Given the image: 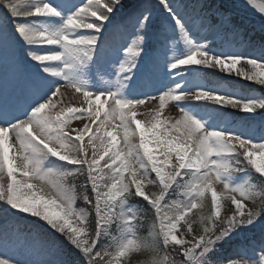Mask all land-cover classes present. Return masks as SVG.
<instances>
[{"label": "snow or ice", "instance_id": "6c2138e0", "mask_svg": "<svg viewBox=\"0 0 264 264\" xmlns=\"http://www.w3.org/2000/svg\"><path fill=\"white\" fill-rule=\"evenodd\" d=\"M9 69L0 264H264V0H0Z\"/></svg>", "mask_w": 264, "mask_h": 264}, {"label": "rangeland", "instance_id": "374dc122", "mask_svg": "<svg viewBox=\"0 0 264 264\" xmlns=\"http://www.w3.org/2000/svg\"><path fill=\"white\" fill-rule=\"evenodd\" d=\"M231 1H233V3H235V4H239V3L243 2V0H231ZM143 2L154 5V4H156L157 0H143ZM257 2H259V0H257ZM241 9H247L256 15H259L258 11L251 8V6H246V7L241 8ZM8 72H12V70L9 69ZM22 72L23 71L17 72L16 75H19V76L15 77V75H14V77L9 81V84L5 85V86H7V89H6L7 91L4 94L8 93V95L4 98H2L0 96V105H2L4 103H7V105H8V103L10 101H13L14 105L11 108V109H13V108L18 107L24 103V93H21V94L16 93L17 86L21 82ZM3 78H4V73H3V71H0V80H2ZM242 82H245V81H242ZM224 86L228 87L227 85H224ZM1 93L2 92L0 91V94ZM251 94L259 95L260 92L251 93ZM150 107H152V102H150V101L146 103V106H138L137 118L142 119V120L149 119V116L147 115V113H148ZM178 114H179L178 109L175 108L171 104L165 108V115H167V116L176 117ZM73 124H74V126H81V122H79V121H74ZM33 183H37L39 185V182L33 181ZM48 190H49L48 187L46 185H44L43 191L45 193H47ZM209 199H210V197H209ZM78 206H80L79 202H78ZM31 219H35V218H31ZM25 223H27V221ZM255 233L257 235H260V233H258V232H255ZM249 237H251V236H249ZM248 254L249 255L252 254L250 250H249ZM0 257H8V258H12V259H19L20 258L18 253L16 252V250L11 245L8 246L7 248H0Z\"/></svg>", "mask_w": 264, "mask_h": 264}, {"label": "trees", "instance_id": "16d2710c", "mask_svg": "<svg viewBox=\"0 0 264 264\" xmlns=\"http://www.w3.org/2000/svg\"><path fill=\"white\" fill-rule=\"evenodd\" d=\"M247 21L249 20V19H246ZM250 21V23H251V21H252V24H254L255 22H253V20H249ZM256 25V24H255ZM256 28H257V30L259 29V26L258 25H256ZM206 80L207 81H210V82H219V83H223L222 81H220L218 78H216V77H213V76H208V77H206ZM228 85H230V86H235L236 87V89H240V87L241 86H239V85H236V84H233V83H229ZM252 87H250V86H247V88H246V91H248V90H251V93L252 92H255V90H253V89H251ZM258 91H260L259 90V88H256ZM77 183H80V181H77ZM79 205L82 207L83 206V204H82V202H79ZM151 222V213H148L147 214V216H146V219H145V227H147V225L149 224ZM259 240H260V235H257L256 236V239H255V242L256 243H259ZM243 243L246 245V243L247 242H244L243 241Z\"/></svg>", "mask_w": 264, "mask_h": 264}, {"label": "bare ground", "instance_id": "6f19581e", "mask_svg": "<svg viewBox=\"0 0 264 264\" xmlns=\"http://www.w3.org/2000/svg\"><path fill=\"white\" fill-rule=\"evenodd\" d=\"M2 84V83H1ZM5 84H3V85H0V86H4ZM4 90H6L7 89V86H5L4 88H3ZM2 94V93H1ZM1 94H0V96H1Z\"/></svg>", "mask_w": 264, "mask_h": 264}]
</instances>
